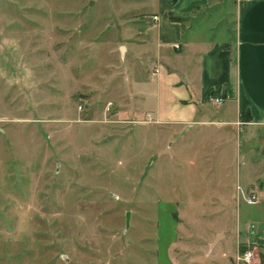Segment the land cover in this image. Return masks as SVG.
<instances>
[{
  "label": "rangeland",
  "instance_id": "374dc122",
  "mask_svg": "<svg viewBox=\"0 0 264 264\" xmlns=\"http://www.w3.org/2000/svg\"><path fill=\"white\" fill-rule=\"evenodd\" d=\"M242 1L216 0L227 15ZM156 4L0 0V264H156L172 208L189 249L180 259L228 264L236 254L237 217L249 222L264 174L236 200L254 177L244 149L149 110L135 84L156 67L134 53L149 44ZM221 230L229 237L215 245ZM244 246L254 257L240 264H264L263 240Z\"/></svg>",
  "mask_w": 264,
  "mask_h": 264
},
{
  "label": "crops",
  "instance_id": "0c3cea01",
  "mask_svg": "<svg viewBox=\"0 0 264 264\" xmlns=\"http://www.w3.org/2000/svg\"><path fill=\"white\" fill-rule=\"evenodd\" d=\"M156 5L149 17V44L134 53L138 61L151 53L146 67L156 68L135 87L146 101L152 102L149 110L158 123L174 128L199 125L219 136L223 148L235 144L244 149L246 176L250 170L254 177L238 184L237 200L238 187L253 186L264 174V158L260 163L249 160L255 154H264V0H243L236 12L228 15L227 4L216 0H157ZM218 8L223 11L222 19L217 24L206 23L205 18L214 15ZM233 15L232 25L229 18ZM154 16L159 20L154 21ZM129 51L127 47L125 56ZM217 100L221 102L216 103ZM216 105L219 110L214 115L211 111ZM252 192L258 203L248 205L257 208L248 215L249 222L238 215L237 250L228 264H240L235 258L241 253L240 244L264 241V188ZM174 213L172 208L164 214L170 227L168 232L162 230L158 234L156 264H198L192 258H179L178 250L189 249L182 244ZM242 223L247 224L245 230ZM160 225L161 221L159 229ZM228 237L224 230L219 231L215 245Z\"/></svg>",
  "mask_w": 264,
  "mask_h": 264
},
{
  "label": "built area",
  "instance_id": "2783aa9c",
  "mask_svg": "<svg viewBox=\"0 0 264 264\" xmlns=\"http://www.w3.org/2000/svg\"><path fill=\"white\" fill-rule=\"evenodd\" d=\"M154 21H158L159 20V17L158 16H154L153 17ZM221 101L220 100H217L216 103H220ZM247 202L249 204H256L258 203V197L256 194L254 193H251L248 198H247ZM254 249V248H253ZM253 249H249L247 250L245 253H241L242 255H239L238 256V260L239 261H242V262H245V263H249L252 261L253 257H254V250Z\"/></svg>",
  "mask_w": 264,
  "mask_h": 264
},
{
  "label": "trees",
  "instance_id": "16d2710c",
  "mask_svg": "<svg viewBox=\"0 0 264 264\" xmlns=\"http://www.w3.org/2000/svg\"><path fill=\"white\" fill-rule=\"evenodd\" d=\"M178 0H174V2H177ZM171 19L172 20H175V18H173V17H171ZM229 90V86L226 88V93H227V91ZM245 118H247L248 120L250 119V117L247 115V116H245ZM247 246H244V247H242L241 248V253L243 254V253H245L246 252V250H247Z\"/></svg>",
  "mask_w": 264,
  "mask_h": 264
}]
</instances>
